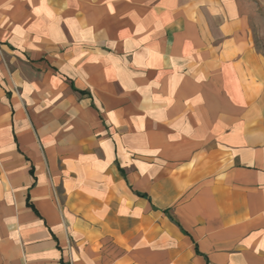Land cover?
I'll use <instances>...</instances> for the list:
<instances>
[{"label": "crops", "instance_id": "0c3cea01", "mask_svg": "<svg viewBox=\"0 0 264 264\" xmlns=\"http://www.w3.org/2000/svg\"><path fill=\"white\" fill-rule=\"evenodd\" d=\"M263 0H0V264H264Z\"/></svg>", "mask_w": 264, "mask_h": 264}, {"label": "rangeland", "instance_id": "374dc122", "mask_svg": "<svg viewBox=\"0 0 264 264\" xmlns=\"http://www.w3.org/2000/svg\"><path fill=\"white\" fill-rule=\"evenodd\" d=\"M258 15H259L260 22L257 23L254 28L255 30H263L264 29V0H263V4L259 5Z\"/></svg>", "mask_w": 264, "mask_h": 264}]
</instances>
